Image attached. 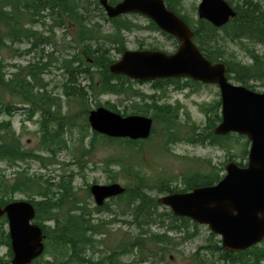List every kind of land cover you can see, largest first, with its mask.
<instances>
[{"label": "trees", "instance_id": "16d2710c", "mask_svg": "<svg viewBox=\"0 0 264 264\" xmlns=\"http://www.w3.org/2000/svg\"><path fill=\"white\" fill-rule=\"evenodd\" d=\"M119 1L121 0H108V3L115 4ZM226 1L235 11V17L224 26L215 28L205 20L197 18L193 21L183 15L181 12L183 10L182 0H164L167 9L178 15L190 28L193 34V43L201 54L212 63L221 61L227 66L226 77L228 80L252 90L256 82L264 86V53L243 44L246 53L245 59L248 61L244 62L237 60L227 52L230 43L242 45L243 42H247L264 47V3L262 0ZM17 2L21 5H17ZM91 5L93 8L102 10L98 0H0V46L4 49L7 43H20L32 39V29L28 25L34 23L33 12L35 9L38 6H43V11L48 15L47 19L51 21L48 26L49 36H51L49 38L54 36L52 32L57 28L75 30V41L80 46V49L77 46L76 48L73 45L69 46L75 48L76 52L74 51L69 60H61V67L67 76V81L63 84V94L66 98L77 99L81 101L82 106H86L85 101L90 97L96 98L103 95L121 96L125 99L138 97L142 100L143 105L132 106L131 110L126 107L122 112L108 102L96 103L95 106L101 105L123 116L129 114L150 117L153 121L152 133L155 130L154 126L160 125L162 127L161 133L165 150L168 145L180 142L192 145L223 143V139L220 138L219 140L212 133L213 128L221 119L219 100L201 105V112L206 118L204 127L190 124L188 129H185V124L181 122L179 117L180 106L178 104L175 106L160 104L161 97L145 96L132 89L131 82H141L132 81L124 76L113 75L109 72L108 67L113 62L111 51L114 50L116 54L120 55L124 51L123 40L115 37L110 38V36L106 37L112 48H106L107 44L104 42V44L99 43L100 40H105L101 37L100 30L95 26H88L91 19L86 16V13L89 12L88 7ZM51 6L60 7L61 15L58 14L59 8H50ZM39 9L40 7H38ZM126 18L121 16L115 19H104L111 22L113 30L131 31L132 28H139L132 22H125ZM148 28L159 30L150 20H148ZM168 37L174 40L175 45L178 44L174 38ZM40 38H45L40 44L41 47L49 44L47 36L40 35ZM50 59L55 58L51 57ZM42 60L43 57L39 54V60L36 62L37 68H32L29 65L28 76L30 75L31 78L29 77L28 82L24 79V75L21 77L23 82L18 79L19 76L14 75V79L8 83V88H10L8 93L15 99L14 102L25 103L31 113L32 109L38 107L41 110L50 111L49 119L44 115L45 118L41 119L40 122V147L46 155L44 158L52 160L56 154L67 148L66 140L63 137L67 132L66 127L72 126V119L62 113L59 102L49 103L51 98L39 94L40 89L45 90L41 75L48 73L45 72L44 68H41L47 64L42 65ZM90 62L91 65H89ZM77 63L80 65L76 66ZM4 73L5 66L0 61V85L4 83ZM79 77L85 80L83 86L80 84L82 82ZM179 80H155L151 83L152 87L159 91H163L167 85L174 86L173 88L176 90L191 88L190 91L192 92H196L200 86H208L192 80H184L183 82H179ZM146 101H149L150 104L148 105ZM1 103H4V100L0 96V114L4 109ZM52 108L53 110H51ZM186 119L188 121L189 117ZM83 121L85 124L84 128L80 129V139L85 137L83 129L88 128L86 117H83ZM92 135L91 147L97 140L103 139L108 146L119 148L122 151L118 158L105 161V168H109L108 179L110 182H117L111 167L117 168L127 180L124 185L125 192L111 201L115 207L114 211L110 208L111 203L90 209L86 203L89 195L86 194V197L81 199L71 181L65 180L62 176L59 182L50 183L48 180H43L42 177H36V175L28 176L26 170L21 169L14 172L15 177L12 182H6L3 178V171H0V204L4 205L12 201L15 194L25 195L29 202L35 205L34 219H36V223L44 228L46 236L44 253L31 264H50V260L42 262L44 255L52 256L56 261L55 264H126L121 261V258L127 254L133 257L130 264H147L149 255L155 256L156 252L163 253L164 248L161 244H164L163 241L167 237L165 234H154L151 229L168 227V225L172 226L178 223L163 217V214L156 210V207L159 206L157 198L149 194L151 190L158 192V194L170 193L173 190L166 186L167 183L162 177L157 178V187L152 186L144 166L133 163L134 157L140 151V141L143 142L144 140L112 139L96 133H92ZM41 159V156L36 157L32 152H26L23 149L9 120H0V162L19 167L21 162L27 163L30 160L42 162ZM80 160L77 159L76 161L77 165L82 168L84 161ZM201 184L202 182H200ZM51 187H54L53 191L50 189ZM36 197H39L40 200L35 201L34 198ZM93 211L94 214L98 213V218L91 215ZM101 215L110 216L109 225L118 222L122 226L129 227L132 230H130L131 240L124 244L122 239V243H118L116 246L104 247L105 253L96 257L100 245L104 246V242H100L99 238L106 235V223L99 217ZM118 217L120 218L118 219ZM3 221H5L4 218H0V248H6V255L11 258L10 239L8 232L5 233L2 229ZM44 221H49L51 226H43ZM182 226L184 228L190 227L186 219L182 220ZM152 243L155 250L150 252L148 245ZM53 249L61 251V253L55 255ZM202 249L205 253L212 254V257L219 255L220 258H217L219 261H229L231 264H264V245L227 257L224 256L225 251L218 241H211L210 239L207 244L198 248L199 252L193 253L196 258L195 264H209L211 262V258H207L205 254L198 256L200 251H203ZM203 257L207 260H204ZM154 260L158 262L160 258L154 257ZM0 264L10 263L0 256Z\"/></svg>", "mask_w": 264, "mask_h": 264}, {"label": "rangeland", "instance_id": "374dc122", "mask_svg": "<svg viewBox=\"0 0 264 264\" xmlns=\"http://www.w3.org/2000/svg\"><path fill=\"white\" fill-rule=\"evenodd\" d=\"M262 1L264 3V0ZM199 2L200 0H182V14L187 16L190 20L195 21L197 19L196 9ZM20 3L17 2V5H21ZM38 7H40L39 10ZM38 7L33 12V22L39 23V25H36L35 29L43 36H47L49 38L51 36H49L48 26L51 24V21H42V12H44L43 6ZM88 9L89 12L86 13V16L91 19L88 26H95L98 30H100L102 35L101 37L105 40H100L99 43H106V48H112L106 40V37L108 36H110V38H121L123 40L124 50L150 49L172 53L178 46V44L175 45L173 39H170L161 31L149 29L148 20L142 16L128 15V19L126 18L125 20V22H132L133 25L135 24L139 28H132L131 31H117L112 29L110 21L104 19L106 18V15L102 8V10H99L97 8H93L91 5ZM64 32H66V30L63 27L55 29L52 32L54 36L51 38L55 44L48 46L44 45V54L53 55L55 59L52 60L50 58H43L42 60V65H45V63L47 64L41 68H44L45 72L48 73H43L41 75L42 84H44L43 87L45 90L43 91L40 89L39 94H43V97L51 98V102L49 103L54 104L59 102L62 108V113H65L69 119H72L73 127H66L67 132L65 136L63 135V139L66 140L67 148L66 150L56 154L52 160L44 158L46 155H44L45 153L41 151L38 125L35 123L36 120L37 122L39 120V117H37L38 115H34L35 122L27 121L25 119L26 113L19 109L21 111L17 110L11 117L10 122L12 124V129L15 134L19 136L23 149L26 152H32L36 157L41 156L42 162L30 160L29 162L27 161V163L21 162L19 167L9 166L5 162H0V171H3V178L6 182H12L15 177L14 172L21 169L26 170V174L28 176L36 175V177H42L43 180H48L50 183L59 182L62 176L65 180L71 181L72 186L76 188L78 196H80L81 199H84L87 194L86 189L90 186V184L104 185L110 183L108 179L109 168H105V161L118 158L122 151L119 148L108 146L107 142L103 139L97 140V142H95L91 147L90 141L93 137V132L90 130L89 125L88 128H85V130L83 129V131H85V137L80 139V129L84 128L85 124L83 117H86L87 121L89 112L101 106H95L96 103L104 104L105 102H108L110 105H114L117 110L122 112L126 107L131 110L132 106L143 105V102L138 97H135L134 99H125L121 96L103 95L96 98H88V100L85 101L86 106H82L81 101L77 99L73 100V98H66L63 94V84L67 81V76L61 67V60H69L71 58L70 56L74 53L76 46L78 49H80V46L75 41V30L69 29L67 34ZM43 41L44 38H39V45ZM32 44L33 38L29 39L25 45L7 43L4 49L0 46V61L4 65L5 62L7 64L20 65V73L22 75H28L29 64L27 65V62L30 63L33 57L30 56L24 59V57L20 56V53L25 51L26 47H30ZM243 44H246L248 47H254L256 51L264 53V47L260 45H252L247 42H243L242 45L239 43H230L227 48V52L232 54L237 60L248 62L245 59L246 53L243 49ZM71 45L75 48L69 47ZM64 47H66L65 50ZM119 56L120 55L116 54L114 50L111 51V59L113 62L116 61ZM15 72L14 68L8 70L9 75L14 74ZM79 80L82 82L80 83L81 86H83L85 84V80L81 77H79ZM183 81V79L179 80V82ZM234 84L236 83L234 82ZM131 86L133 90H136L145 96L161 97L159 101L160 104L164 103L172 106L178 104L180 106L179 117L182 120L181 122L185 124V129H188L190 124L198 125V127L200 126L201 128L204 127L206 124V118L201 112V105L212 103L215 100L220 101L219 91L217 87L213 85L200 86L196 92L190 91L191 88L176 90L172 85H167L163 91H159L152 87L151 82H131ZM254 89L261 92L264 90V86H261L260 83L256 82ZM8 92H10V88L7 87L6 89L4 83H1V99L4 101H15V99L11 97ZM146 102L148 105L150 104L149 101ZM24 106L23 110H25ZM39 110L42 111L40 108ZM51 110H53V108ZM188 117L189 120L187 121L186 118ZM2 119L5 118L0 117V120ZM154 128L155 130L151 133V136L148 139L143 142L140 141V151L133 159L134 164L139 163L144 166V170L149 176L152 186L155 185L157 187V178L159 177H162L165 180H175L182 172L184 173L189 169L207 170L210 164L220 167L222 164L227 162L229 155H232L231 159L233 161L243 162L241 154L243 153L242 148L244 140L236 138V136H231L228 139L223 140V147L226 146L227 150L209 145H192L184 142L168 145L165 150L162 139L163 135L161 133L162 127L159 125L154 126ZM77 159H81L80 161L82 162L84 161L82 168L77 165ZM111 168L113 169V175L116 176L117 182L124 186L127 183L126 178L123 177L122 173L119 172L117 168ZM50 189L53 191L54 187H51ZM149 194L155 198L163 195L158 194V192H153L152 190ZM22 197L27 199L25 195L15 194L13 196V198L18 200ZM38 199L39 197H36V199L34 198V200ZM111 201L112 200L106 201L104 205L111 203L110 208L114 211L115 207ZM89 203V208L93 209L95 205L94 201L89 198ZM99 217L106 223V235L99 238L100 242H104V246L100 245V253L98 251L97 256L105 253L103 249L104 247L116 246L118 243H122V239L124 240V244L126 242H130V233L132 230L129 227L124 225L122 226L118 222L109 225L110 216L105 217V215H101ZM119 218L120 217H118V219ZM2 223V229L6 233L8 231V227L5 224V221ZM105 223H103V225H105ZM162 229H164V227H157L152 228L151 231L154 234L159 233V235L163 232L169 233L170 236L167 235L165 238L168 248L164 249L160 261L157 262L154 258H150L151 260L148 261L150 263L147 264H195L196 258L193 256V253H195L200 246L207 244L210 239L211 241H219L218 237H210L208 229L202 226H198L197 231H195L192 227H188L187 230L185 229L183 235H171L168 229L163 231ZM220 244L221 243H219V245ZM149 245V251L153 252L155 250V247H152L154 244L152 243ZM6 253V248H0V256L10 263L11 258H9ZM53 253L55 255H59L61 251L53 249ZM200 254H205L207 258H211V262L209 264H231L229 261L224 262L217 260V258L215 259V257H212V254L205 253L204 250L200 251L198 256ZM132 259L133 257L127 254L121 258V261L126 264H130ZM49 260L51 262L50 264L56 263L52 256L50 257L49 255H44L42 257V262ZM204 260L207 259L204 258Z\"/></svg>", "mask_w": 264, "mask_h": 264}, {"label": "water", "instance_id": "95a60500", "mask_svg": "<svg viewBox=\"0 0 264 264\" xmlns=\"http://www.w3.org/2000/svg\"><path fill=\"white\" fill-rule=\"evenodd\" d=\"M98 2L109 19L138 14L178 41L172 53L124 50L109 65L111 74L139 82L179 78L215 85L220 95L221 122L213 132L216 135L236 133L246 136L250 142L246 168L240 169L234 162H227V174L216 186L161 196L158 204L168 206L177 216L188 217L221 234V247L225 251H243L261 242L264 238V92H254L228 80L226 65L221 61L211 63L200 53L193 43L190 28L167 9L164 0ZM196 13L198 19L215 28L235 17V11L226 0H200ZM87 121L92 132L133 141L147 139L153 126L150 117L122 116L102 106L91 110ZM124 191L119 183L90 186L96 206H102ZM3 215L7 219L12 252L10 263L30 264L42 255L45 238L41 228L31 223L35 215L32 204L13 201L0 206V217Z\"/></svg>", "mask_w": 264, "mask_h": 264}, {"label": "flooded vegetation", "instance_id": "af4514ba", "mask_svg": "<svg viewBox=\"0 0 264 264\" xmlns=\"http://www.w3.org/2000/svg\"><path fill=\"white\" fill-rule=\"evenodd\" d=\"M61 1V0H60ZM52 7H56V8H59V15H61V13H62V10L60 9V7H58V6H51L50 8H52ZM61 11V12H60ZM105 13V12H104ZM106 15V14H105ZM130 15H133V14H129V16ZM128 15H124V17H127ZM47 17H48V15H47V13L46 12H42V21L44 20V22H47V21H49L48 19H47ZM106 18H107V16H106ZM36 25H39V23H32L31 25H28V26H30L31 27V29H32V33H33V35H32V38H33V44L30 46V47H26V50L25 51H22L21 53H20V56L21 57H24V59H26V57H33L32 58V60H31V62L30 63H28L27 62V65L29 64V65H31L32 66V68H37V61L39 60V54L44 58V59H46L47 57H53V58H55L53 55H45L44 53V47L43 48H41V46L39 45V38H40V35H42L38 30H36L35 29V27H36ZM66 30V29H65ZM69 32V29L68 30H66V32H64V33H68ZM29 40V39H28ZM44 40H45V38H44ZM51 40V41H50ZM48 41H49V44L48 45H51V44H55L54 42H53V40L50 38V39H48ZM26 42L27 41H25V42H20V43H9V44H18V45H20V44H26ZM53 42V43H52ZM48 45H46V46H48ZM8 48V47H7ZM40 49V50H39ZM66 49V47H64V50ZM42 52V53H41ZM71 55V54H70ZM82 55V54H81ZM83 56V55H82ZM86 60V59H85ZM80 65V63H77L76 64V66H79ZM89 65H91V62L89 63ZM5 73H4V76H3V82H4V86H5V88L7 89V87H8V83L12 80V79H14L13 77H14V75H16V76H19L18 77V79H20L22 82H23V78H21V77H23V75L20 73L19 74V72H21V66L20 65H16V64H7L6 62H5ZM11 68H14L15 69V73L14 74H12V75H9V73H8V70L9 69H11ZM24 79H26V81L28 82L30 79H29V77H30V75L28 76V75H24ZM31 78V77H30ZM252 91H254V92H259V91H256L255 89L254 90H252ZM262 91H264V90H262ZM261 91V92H262ZM220 96V95H219ZM8 103H11L10 105L8 104ZM2 104V108H4L3 109V111H2V113L0 114V117H2V118H5V119H2V120H5V121H7V120H9V121H11V117L15 114V112L17 111V110H19V109H21L22 111H24L26 114H25V119L27 120V121H31V122H35V120H34V115H38L37 117H39V120H38V122H37V120H36V122L35 123H37V125H38V132H39V135H40V137H41V131H40V122H41V119H43V118H45L44 117V115L45 116H47V118L49 119V112L50 111H44V109H42V111H40L39 110V107L38 108H35V109H32V113H31V111H30V109H29V107H27V105L25 104V103H23V102H14V101H8V100H6V101H4V103H1ZM25 106H24V105ZM9 105V106H8ZM23 106H24V108H25V110H23ZM10 109H12V110H10ZM21 110H19V111H21ZM219 114H220V116H221V104H220V108H219ZM221 118V117H220ZM221 122V119H220V121L216 124V125H218L219 123ZM11 123V122H10ZM11 126H12V124H11ZM214 129V128H213ZM14 131V130H13ZM94 133V132H93ZM212 133H213V136H215L216 138H222L223 140H226L227 139V137L229 138V137H231V136H236V137H239L240 139H243L244 140V143H243V148H242V159H243V162H236V161H233L231 158H232V155H229V159H227V162H234L236 165H237V167L238 168H240V169H244V168H246L247 167V160H248V153H249V149H250V142H249V140L247 139V137L246 136H241V135H238V134H236V133H227V134H225V135H216L214 132H213V130H212ZM16 136H18L17 134H15ZM19 137V136H18ZM224 137V138H223ZM40 140H41V138H40ZM205 145H209V146H213V147H219L220 149H225V150H227L226 149V146H224L223 147V143H221V144H218V143H210V144H206L205 143ZM226 162V163H227ZM226 163L225 164H222V166H220V167H217L216 165H212V164H210L209 166H208V168H207V170H199V169H189V170H186L184 173L182 172L175 180H165L164 178H163V180L167 183L166 184V186L167 187H169L170 189H172L173 191L172 192H170V193H165V194H163V195H160V196H165V195H171V194H176V193H189V192H191V191H193L194 189H196V188H199V187H210V186H216L220 181H222L223 179H224V177L226 176V174H227V171H226ZM200 182H202V184L200 185ZM93 184V183H92ZM110 184V183H109ZM90 186H91V184H90ZM90 186H88V188L86 189V193L89 195V196H87V201H86V203L88 204V207H90V203H89V198L90 199H92L93 200V198H92V195L90 194ZM20 194V193H19ZM20 195H23V194H20ZM36 199V198H35ZM14 200H18V199H15V198H13V200L12 201H14ZM20 201L21 200H27V201H29V199H28V197H27V199H25V198H21V199H19ZM38 200H40V199H38ZM38 200H35V201H38ZM110 200H112V199H110ZM12 201H9V202H7V203H10V202H12ZM94 201V200H93ZM7 203H5L4 205H6ZM31 203V202H30ZM32 204V203H31ZM95 204V203H94ZM3 205V206H4ZM32 206H33V208H34V212H35V206L32 204ZM104 206V205H103ZM103 206H101V207H103ZM97 206H95L94 205V208H96ZM156 210L158 211V212H160V213H162L163 214V217H165V218H167L168 220H172V221H176V222H178V223H176V224H173L172 226H170V225H168V227H164V229H162V231L163 230H165V229H168L169 230V232L171 233V235H173V234H177V235H183V233L185 232V229H187V228H184L183 226H182V220H184V219H186L188 222H189V226L190 227H192L195 231H197V228H198V226H202V227H204V228H207L208 229V232H209V235H210V237H212V238H214V237H218L219 238V241H218V243H221V239H220V236H221V234H219V233H216V232H213V231H211L210 229H209V227L208 226H206V225H200V224H198L197 222H195V221H193L192 219H190V218H188V217H184V216H177V215H175L174 213H173V211H172V209H170L168 206H163V205H159L158 207H156ZM236 212H234L233 214H235ZM94 211L91 213V215L93 216V217H97L98 218V213L97 214H94ZM1 218H4V220H5V224L7 225V219H6V216L5 215H3ZM35 219H33L32 221H31V223L32 224H35V225H37V226H39L37 223H35L36 221H34ZM47 224V225H46ZM42 225L43 226H51V223L49 222V221H44L43 223H42ZM40 227V226H39ZM41 228V230H42V233L44 234V228L41 226L40 227ZM159 234V233H158ZM161 234H165L166 236L168 235V236H170V234L169 233H161ZM45 235V234H44ZM178 237H181V236H178ZM166 238V237H165ZM163 243L165 244H161V246H163V248L164 249H167L168 248V246L166 245L167 244V241H166V239H164V241H163ZM44 244H45V240H44ZM262 245H264V239L260 242V243H258V244H256V245H253V246H251V247H249L248 249H246V250H243V251H238V252H228V251H225V253H224V256H227V257H229V256H232V255H234V254H239V253H241V252H247V251H250V250H253V249H255V248H258V247H261ZM160 246V245H159ZM220 246H221V244H220ZM162 249V248H161ZM197 251H199L198 249H197ZM196 251V252H197ZM156 255L154 256L155 258H161V255L162 254H160V252H156L155 253ZM160 255V256H159ZM96 257H97V255H95ZM154 257H152L151 255H149L148 256V260L146 261V263H150V262H148L149 260H151L150 258H154ZM216 258H220V256L219 255H217L216 257H215V259ZM218 260V259H217ZM225 262V261H224ZM236 264V263H235ZM239 264V263H238Z\"/></svg>", "mask_w": 264, "mask_h": 264}, {"label": "bare ground", "instance_id": "6f19581e", "mask_svg": "<svg viewBox=\"0 0 264 264\" xmlns=\"http://www.w3.org/2000/svg\"><path fill=\"white\" fill-rule=\"evenodd\" d=\"M220 138H221V137H220ZM220 138H219V140H220ZM223 138H224V137H223ZM221 139H222V138H221ZM34 206H35V205H34ZM35 220H36V219H35ZM35 220H34V221H35ZM35 223H36V222H35ZM38 225H40V224H38ZM223 250H224V249H223ZM224 251H225V250H224Z\"/></svg>", "mask_w": 264, "mask_h": 264}]
</instances>
